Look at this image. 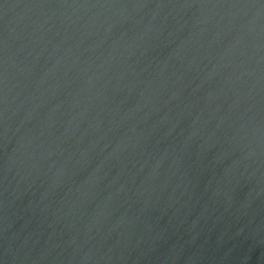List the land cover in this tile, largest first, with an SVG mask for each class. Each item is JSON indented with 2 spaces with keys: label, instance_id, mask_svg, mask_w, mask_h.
<instances>
[{
  "label": "water",
  "instance_id": "1",
  "mask_svg": "<svg viewBox=\"0 0 264 264\" xmlns=\"http://www.w3.org/2000/svg\"><path fill=\"white\" fill-rule=\"evenodd\" d=\"M0 264H264V0H0Z\"/></svg>",
  "mask_w": 264,
  "mask_h": 264
}]
</instances>
